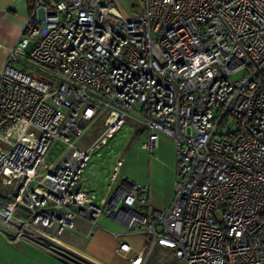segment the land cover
<instances>
[{
	"label": "built area",
	"instance_id": "2783aa9c",
	"mask_svg": "<svg viewBox=\"0 0 264 264\" xmlns=\"http://www.w3.org/2000/svg\"><path fill=\"white\" fill-rule=\"evenodd\" d=\"M138 3L128 15L117 0H33L0 73V235L63 259L54 238L106 216L125 229L112 237L128 264L155 246L181 264H264V0ZM131 113L149 154L160 136L173 142L165 210L121 176L123 159L100 205L79 182ZM100 117L101 136L77 148ZM56 143L64 151L49 162Z\"/></svg>",
	"mask_w": 264,
	"mask_h": 264
},
{
	"label": "crops",
	"instance_id": "0c3cea01",
	"mask_svg": "<svg viewBox=\"0 0 264 264\" xmlns=\"http://www.w3.org/2000/svg\"><path fill=\"white\" fill-rule=\"evenodd\" d=\"M32 5L33 0H0V73L10 49L22 36L31 15ZM139 133L144 135L140 149L147 157V174L142 180L136 182L149 185L148 200L152 208L165 210L170 207L175 195L176 160L173 142L168 137L160 136L157 147L149 154L142 148V145L147 142L143 127L140 128ZM154 152L157 153L156 156ZM80 184L87 188L82 183ZM94 204L100 205L101 199L95 198ZM113 232L124 233L125 229L106 216L100 218L98 226L93 230H90V225L85 220L74 221L72 230H63L58 237L75 251L70 252L61 246L59 248L61 251L56 252L63 259L50 252L48 246L27 241L10 243L0 235V264H72L69 261L83 264L72 259L69 256L71 253L89 264H128L125 258L116 253L117 242L112 237ZM86 235L88 238H85ZM125 240L136 249L141 243L140 239L133 237H126ZM146 264L181 263L170 251L155 246Z\"/></svg>",
	"mask_w": 264,
	"mask_h": 264
},
{
	"label": "rangeland",
	"instance_id": "374dc122",
	"mask_svg": "<svg viewBox=\"0 0 264 264\" xmlns=\"http://www.w3.org/2000/svg\"><path fill=\"white\" fill-rule=\"evenodd\" d=\"M119 7L128 15H134L139 11L138 0H117ZM240 74L234 75L237 79ZM139 108V107H138ZM136 114L131 113L125 121L124 127L114 136L110 137L105 145H101L85 165L81 175L80 183L95 192L96 199H102L109 188V177L116 170V162L123 159L124 165L121 176L131 181H140L147 174V157L140 144L144 135L139 133L142 125L135 120ZM103 117L89 124L81 136L74 137L75 146L86 149L93 144L103 133ZM64 151V146L56 143L51 147L47 157L49 162H54ZM156 152L154 155L156 156ZM159 155V153H158ZM5 189V188H4ZM7 190V189H5ZM59 247L75 252L63 239L54 238Z\"/></svg>",
	"mask_w": 264,
	"mask_h": 264
},
{
	"label": "water",
	"instance_id": "95a60500",
	"mask_svg": "<svg viewBox=\"0 0 264 264\" xmlns=\"http://www.w3.org/2000/svg\"><path fill=\"white\" fill-rule=\"evenodd\" d=\"M233 131H235V128L232 130V132H233ZM79 186H80V185H78V187H79Z\"/></svg>",
	"mask_w": 264,
	"mask_h": 264
}]
</instances>
